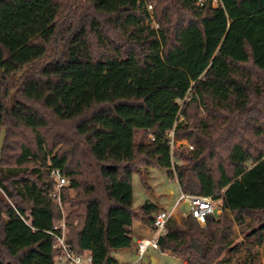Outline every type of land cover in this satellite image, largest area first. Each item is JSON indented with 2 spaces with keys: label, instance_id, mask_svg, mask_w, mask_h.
<instances>
[{
  "label": "trees",
  "instance_id": "trees-1",
  "mask_svg": "<svg viewBox=\"0 0 264 264\" xmlns=\"http://www.w3.org/2000/svg\"><path fill=\"white\" fill-rule=\"evenodd\" d=\"M198 1L0 0V264H54L53 168L69 244L120 264L154 227L155 203L134 209L151 167L221 200L204 224L172 215L163 251L264 264V0Z\"/></svg>",
  "mask_w": 264,
  "mask_h": 264
},
{
  "label": "built area",
  "instance_id": "built-area-1",
  "mask_svg": "<svg viewBox=\"0 0 264 264\" xmlns=\"http://www.w3.org/2000/svg\"><path fill=\"white\" fill-rule=\"evenodd\" d=\"M208 0H199L198 4L202 5ZM213 7L222 5V0H209ZM148 8L152 9V4H148ZM155 28L159 25L154 21ZM170 145L172 150L178 146H187L190 149L194 148L193 144L188 143L186 140H176L174 132H169ZM152 138H154L152 136ZM51 176L55 179V187L53 191L54 197L58 200L59 205L63 210V218L57 223L49 233L54 237V248L59 250L54 258V264H93V257L91 252L78 253L67 240L68 227L66 223V208L62 204L61 193L62 188L69 184V179L62 173L59 168L51 169ZM181 201H187L191 205V212L193 216L201 223L206 222L209 214H219L222 212L221 205L216 204V199L212 196L192 195L182 192L176 202L174 209L167 211L165 209H158L154 214V227L149 236L141 237L135 244V253L137 260L123 264H143L145 257L150 248L161 252L162 254H170L168 251H163L159 245L160 237L167 232V221L174 214L175 208Z\"/></svg>",
  "mask_w": 264,
  "mask_h": 264
},
{
  "label": "rangeland",
  "instance_id": "rangeland-1",
  "mask_svg": "<svg viewBox=\"0 0 264 264\" xmlns=\"http://www.w3.org/2000/svg\"><path fill=\"white\" fill-rule=\"evenodd\" d=\"M4 133V130H2L0 135V149L3 142ZM143 177H145L147 185L144 184L142 179ZM133 185L135 211H138L147 201L155 203L160 209L162 208L167 211H171L174 209L176 202L182 193L177 179L169 176L167 168L161 167H151L148 170L142 169L136 171L134 174ZM72 193L74 192L72 191ZM216 204L221 205V200H216ZM190 210V203L187 201H181L177 204L173 217L181 220L183 215ZM135 224L138 225V221L134 223V226ZM134 234L136 237L137 233L135 231ZM243 238L244 235H239L238 239L241 240ZM115 253L121 263L137 260V255L132 250V248L117 250ZM149 253H153L156 256L158 260L156 264H189V262H185V260L180 257L174 256L172 254H162L161 252L152 248L149 249ZM143 264H149V258L147 256L145 257Z\"/></svg>",
  "mask_w": 264,
  "mask_h": 264
},
{
  "label": "crops",
  "instance_id": "crops-1",
  "mask_svg": "<svg viewBox=\"0 0 264 264\" xmlns=\"http://www.w3.org/2000/svg\"><path fill=\"white\" fill-rule=\"evenodd\" d=\"M158 209H160V208L158 207ZM134 229H135L134 231L137 233V235L135 237V243H134V245L132 247H129V248H132V250L135 252V244H136L137 240L139 238H141V237L149 236L151 234L152 228L147 227V226H145V225H143V224L138 222V225L135 224ZM115 256L117 257L116 253H115ZM147 257L149 258V261H152L154 264H156L158 262L156 256L153 253H149V251H148ZM117 259L119 260L118 257H117ZM119 263L123 264L120 261H119Z\"/></svg>",
  "mask_w": 264,
  "mask_h": 264
}]
</instances>
